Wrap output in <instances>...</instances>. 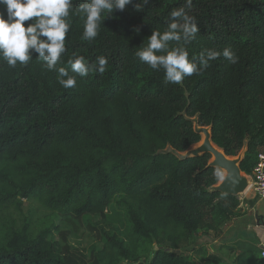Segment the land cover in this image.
Here are the masks:
<instances>
[{
	"label": "trees",
	"instance_id": "obj_1",
	"mask_svg": "<svg viewBox=\"0 0 264 264\" xmlns=\"http://www.w3.org/2000/svg\"><path fill=\"white\" fill-rule=\"evenodd\" d=\"M84 2L73 0L58 67L71 71L73 54L90 64L105 57L103 74L77 76L65 89L37 54L15 68L0 60V207L35 199L64 218L81 222L90 214L108 223L116 198L127 225L104 230L103 248L86 253L53 241L58 225L34 233L26 221L0 240V264H197L187 251L198 231L217 230L242 200L211 190L222 174L208 166L211 154L174 151L201 141L197 117L227 155L247 145L240 167L253 174L264 154V0H192L188 14L199 32L187 45L189 58L199 65L205 49L230 47L238 60L221 55L180 84L135 52L165 30L184 0H132L105 14L92 41L82 39Z\"/></svg>",
	"mask_w": 264,
	"mask_h": 264
},
{
	"label": "clouds",
	"instance_id": "obj_2",
	"mask_svg": "<svg viewBox=\"0 0 264 264\" xmlns=\"http://www.w3.org/2000/svg\"><path fill=\"white\" fill-rule=\"evenodd\" d=\"M130 3L132 0H85L79 7L85 17L82 39L94 40L105 14L108 17L115 10L124 11ZM191 7L192 0H184V6L169 13L165 30H154L147 38V45L135 52V56L151 69H162L166 82L172 84H180L185 77L199 74L210 66L209 61L221 55L231 63L238 60L230 47L222 52L205 49L199 56V65L195 57L189 58L187 45L199 32L195 17L188 14ZM0 8L3 9L0 11V60L9 67L15 68L18 63L26 66L33 54H37L48 71L58 73V83L65 89L75 87L77 76L85 77L93 70L101 74L106 71L108 61L105 57L90 64L84 56L75 54L67 61L71 71L58 67L67 50L65 42L71 28L68 18L73 0H0ZM26 21H30L27 26ZM171 41L176 42L175 47H169Z\"/></svg>",
	"mask_w": 264,
	"mask_h": 264
},
{
	"label": "rangeland",
	"instance_id": "obj_3",
	"mask_svg": "<svg viewBox=\"0 0 264 264\" xmlns=\"http://www.w3.org/2000/svg\"><path fill=\"white\" fill-rule=\"evenodd\" d=\"M246 150L247 145L244 146L239 153H242L243 156H245ZM184 153L186 152H180L179 155L182 156ZM248 176L249 178L251 177V175ZM251 197V193L249 192L246 195L242 194L240 196L241 200L244 201L252 199ZM21 201V203L13 202L0 207V240L7 238V234L11 229L22 228L26 221L30 223L34 233L46 227L58 225V229L53 230V235L51 237L53 241H57L61 245L68 244L74 249L90 253L93 248H103L104 243L106 242V238L102 235L104 230H110L115 223L120 227L127 225V216L121 206L117 204L116 198L112 201V204L115 205V211L110 213L111 222L108 223L95 220L90 214L85 215L82 221L78 222L73 219L58 216L57 213L45 208L35 199H22ZM260 208L264 209V201ZM90 226L93 227V230L90 229ZM201 233L203 236L205 234V238H200L201 240L199 242L194 243L192 249L193 258L198 257L199 264H204V260L210 259V257H215L217 262L221 261L222 255L220 252L218 253L220 250H215L211 256H206L209 251H203L202 243H206L208 240H206L208 230H203ZM190 248H192L191 245ZM255 248L256 252L261 250V246H255ZM156 249L157 246L152 247L149 257L152 256L153 251ZM227 252L228 251L225 252L226 255L228 254ZM187 253L189 254V250ZM216 264H227V261L218 262Z\"/></svg>",
	"mask_w": 264,
	"mask_h": 264
},
{
	"label": "crops",
	"instance_id": "obj_4",
	"mask_svg": "<svg viewBox=\"0 0 264 264\" xmlns=\"http://www.w3.org/2000/svg\"><path fill=\"white\" fill-rule=\"evenodd\" d=\"M250 200H254V203L248 202ZM263 201L264 198L242 200L236 210L237 215L221 223L217 230L209 229L206 237V240H208L206 243H202L203 251H209L206 256H211L215 250H220L218 253L220 252L222 259L218 262L227 261V264H263L259 257L260 251L256 252L255 248V246H261L262 249L264 245V209L260 208ZM203 230L200 229L198 231L191 244L192 248H189L190 258L194 259L196 263L198 262L197 264H199V259L198 257L193 258L192 249L194 243L199 242L200 238H205V234L203 236L201 233ZM226 251H228L227 255L225 254ZM218 262L215 257L204 260V264H216Z\"/></svg>",
	"mask_w": 264,
	"mask_h": 264
},
{
	"label": "water",
	"instance_id": "obj_5",
	"mask_svg": "<svg viewBox=\"0 0 264 264\" xmlns=\"http://www.w3.org/2000/svg\"><path fill=\"white\" fill-rule=\"evenodd\" d=\"M198 134L202 136L200 142L187 149L184 155L174 151L181 158H193L205 153L211 154L208 166L218 168L222 171L220 180L211 187V190L219 191L226 195L240 197L251 186V177L241 170L240 164L244 158L242 153L237 156H229L212 140L211 126L199 125L197 117L191 118ZM246 146V145H245Z\"/></svg>",
	"mask_w": 264,
	"mask_h": 264
},
{
	"label": "built area",
	"instance_id": "obj_6",
	"mask_svg": "<svg viewBox=\"0 0 264 264\" xmlns=\"http://www.w3.org/2000/svg\"><path fill=\"white\" fill-rule=\"evenodd\" d=\"M258 164L253 170L251 175L250 191L252 198L262 199L264 198V154L258 155ZM259 257L264 261V245L260 250Z\"/></svg>",
	"mask_w": 264,
	"mask_h": 264
},
{
	"label": "bare ground",
	"instance_id": "obj_7",
	"mask_svg": "<svg viewBox=\"0 0 264 264\" xmlns=\"http://www.w3.org/2000/svg\"><path fill=\"white\" fill-rule=\"evenodd\" d=\"M249 191H250V188H248V189L246 190V192L244 193V195H246Z\"/></svg>",
	"mask_w": 264,
	"mask_h": 264
}]
</instances>
